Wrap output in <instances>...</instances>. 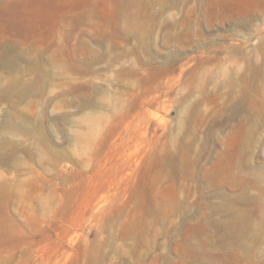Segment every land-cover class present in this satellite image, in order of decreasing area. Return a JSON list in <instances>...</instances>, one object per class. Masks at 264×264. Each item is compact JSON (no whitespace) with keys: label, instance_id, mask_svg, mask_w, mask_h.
Listing matches in <instances>:
<instances>
[{"label":"rangeland","instance_id":"rangeland-1","mask_svg":"<svg viewBox=\"0 0 264 264\" xmlns=\"http://www.w3.org/2000/svg\"><path fill=\"white\" fill-rule=\"evenodd\" d=\"M0 264H264V0H0Z\"/></svg>","mask_w":264,"mask_h":264}]
</instances>
